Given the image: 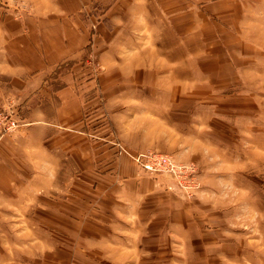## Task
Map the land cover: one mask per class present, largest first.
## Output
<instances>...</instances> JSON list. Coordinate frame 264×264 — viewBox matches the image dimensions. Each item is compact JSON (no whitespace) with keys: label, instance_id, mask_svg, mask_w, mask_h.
I'll list each match as a JSON object with an SVG mask.
<instances>
[{"label":"rangeland","instance_id":"374dc122","mask_svg":"<svg viewBox=\"0 0 264 264\" xmlns=\"http://www.w3.org/2000/svg\"><path fill=\"white\" fill-rule=\"evenodd\" d=\"M241 1L242 13L256 6L264 14V0ZM223 18L203 21L201 36H180L190 21L172 22L170 34L164 30L156 36L159 44L172 47L173 70L181 65L191 73L201 66L204 77L217 85L188 90L182 103L169 102L170 87L161 85L119 109L108 108L104 95L94 107L92 136L129 158L136 174L147 180L142 190L126 197L114 194L111 182L93 174L107 169L95 164L91 183H76L68 193L63 183L66 188L58 193L22 188L0 198V264H264V85L246 83L244 56L236 50H247L249 37L242 36L233 20L237 16ZM259 22L252 39L264 45V18ZM201 45L203 53L183 54ZM96 47L92 39L88 62L80 64L81 79L90 75L97 82L106 71ZM164 57L156 53V63L163 65ZM140 69L135 72L140 77H163L153 68ZM123 71L119 79L134 75ZM9 95L3 94L1 104L9 102ZM134 112L136 118L127 116ZM147 112L150 127L143 123ZM117 115L123 133L117 130ZM144 152L169 156L175 173L144 170L135 161ZM113 183L123 184L120 179Z\"/></svg>","mask_w":264,"mask_h":264},{"label":"crops","instance_id":"0c3cea01","mask_svg":"<svg viewBox=\"0 0 264 264\" xmlns=\"http://www.w3.org/2000/svg\"><path fill=\"white\" fill-rule=\"evenodd\" d=\"M0 1V106L3 94L13 93L22 107V123L17 130L0 136V198L22 188L45 194L67 187L68 193L76 183H91L95 164L107 169L106 173L93 174L101 181L111 182L110 191L114 194L126 197L142 190L147 180L136 174L129 158L118 156L112 144L92 136L97 117L94 107L104 95L108 108L119 109L127 100L134 102L142 92L161 85L170 87L169 93L165 91L169 102L182 103L188 100V90L203 92L205 85H217L204 77L201 66L189 73L188 68L179 69L181 65L175 70L169 65L172 47L159 44L156 36L164 30L170 34L172 22H192L180 36L193 37L202 35L205 20L237 16L233 20L238 21L242 36L249 37V48L236 50L244 56L241 63L247 66L242 75L245 80L249 78L248 86L264 85V45L252 39L256 30L253 27L263 20L264 14L255 5L256 9L242 13L240 9L245 3L241 5V0ZM176 9L180 10L174 12V16L178 14L174 17ZM92 39L106 70L99 74L97 82L90 75L81 79L80 64L82 60L88 62L85 55L91 52ZM192 50L184 49L183 54L203 53V46ZM156 53L165 55L163 65L156 63ZM145 54L147 57L142 56ZM183 58L177 59L182 63ZM194 59L198 62L200 58ZM140 68H153L163 77H140L135 74ZM123 69H131L135 76L119 79V73L125 75ZM114 74L115 78L109 77ZM242 78L238 76L236 80ZM101 105L105 107L104 102ZM85 113L88 116L84 118ZM127 116L136 118L137 114ZM110 117L113 120V114ZM114 118L118 132L123 133L122 121H117L118 115ZM149 118L151 115L143 123L150 127ZM104 132L99 131L105 135ZM117 179L123 184L113 187ZM67 195L76 199L75 194Z\"/></svg>","mask_w":264,"mask_h":264},{"label":"built area","instance_id":"2783aa9c","mask_svg":"<svg viewBox=\"0 0 264 264\" xmlns=\"http://www.w3.org/2000/svg\"><path fill=\"white\" fill-rule=\"evenodd\" d=\"M7 102L0 106V136L15 132L22 123L20 116L21 103L16 101V97L13 94L8 96ZM120 149L124 150L121 145ZM137 155L135 156L136 158L134 157L135 161L139 162L146 171L175 173L176 169L171 165V158L166 154L144 152Z\"/></svg>","mask_w":264,"mask_h":264}]
</instances>
